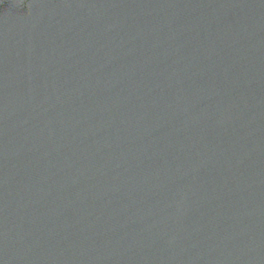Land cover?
<instances>
[{
  "label": "water",
  "instance_id": "water-1",
  "mask_svg": "<svg viewBox=\"0 0 264 264\" xmlns=\"http://www.w3.org/2000/svg\"><path fill=\"white\" fill-rule=\"evenodd\" d=\"M0 264H264V0H0Z\"/></svg>",
  "mask_w": 264,
  "mask_h": 264
}]
</instances>
